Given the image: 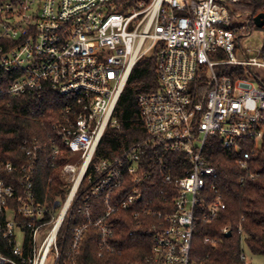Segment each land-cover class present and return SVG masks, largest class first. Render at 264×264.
Returning <instances> with one entry per match:
<instances>
[{
    "label": "built area",
    "instance_id": "obj_1",
    "mask_svg": "<svg viewBox=\"0 0 264 264\" xmlns=\"http://www.w3.org/2000/svg\"><path fill=\"white\" fill-rule=\"evenodd\" d=\"M243 1L0 0V98H41L47 89L58 95L52 155L66 149L71 156L52 165L68 187L65 197L53 198L36 186L44 145L27 141L20 167L0 160V264H80L91 228L101 250L110 249L112 215L142 199L143 153L151 149L184 154L187 171L164 178L177 190L174 211L164 214L152 202L138 210L158 217L144 232L153 246L146 262L198 264L192 243L199 222L210 224L226 209L207 141L241 151L240 141L264 138V81L255 72L264 70V32L261 46L246 43L245 50L256 16L244 12L248 22L240 23L233 8ZM155 52L159 89L139 97L147 137L96 162L106 131L119 128L116 108L134 69ZM251 155L238 161L242 184L262 175L252 171ZM128 178L131 192L115 200ZM220 242L205 238L214 248ZM241 259L252 264L245 246Z\"/></svg>",
    "mask_w": 264,
    "mask_h": 264
},
{
    "label": "trees",
    "instance_id": "obj_2",
    "mask_svg": "<svg viewBox=\"0 0 264 264\" xmlns=\"http://www.w3.org/2000/svg\"><path fill=\"white\" fill-rule=\"evenodd\" d=\"M17 1V0H14ZM238 9L249 12L253 17L264 12V0H244ZM252 28H256L252 25ZM157 53L141 59L134 69L131 80L124 90L115 120L119 128H109L96 153V162L114 159L120 153L131 148L147 137V128L142 118L139 97L159 89L157 76ZM232 75L231 72H228ZM63 101L49 89L44 96H26L9 99L0 98V160L11 162L16 167L27 163L25 143L37 141L45 146L37 169L36 186L43 192H51V197H65L67 185L62 181L60 172L52 167L53 163L69 161L71 156L66 149L63 155H52L51 137L54 136L53 124L60 118ZM35 112V113H34ZM237 148L225 149L218 138L207 141L204 150L211 166L218 168L220 177L215 181L218 192L224 198L226 209L212 223L199 222L194 239L192 259L198 264H247L241 259L243 247L252 255L264 258V138L260 142L243 140ZM245 152H251L252 171L262 175L255 181L240 183L245 173L238 161ZM162 160V163H161ZM184 154L164 152L162 150H144L142 172L152 173L140 183L143 196L129 209L119 208L112 215L114 238L111 248L102 251L99 238L91 228L82 244L80 264H147L152 253V240L144 232L158 217L138 211L143 204L151 203V208L168 214L174 211V199L177 196L175 184L164 182L171 174L176 180L186 174ZM19 173H17L18 175ZM124 187L115 191V200L126 198L133 185L126 180ZM118 198V199H116ZM93 203H102L93 201ZM139 213L135 217V213ZM232 231L230 238L222 233L223 228ZM242 228L245 235L240 233ZM132 231L136 234L133 235ZM206 237H219L221 242L214 248L205 243Z\"/></svg>",
    "mask_w": 264,
    "mask_h": 264
},
{
    "label": "rangeland",
    "instance_id": "obj_3",
    "mask_svg": "<svg viewBox=\"0 0 264 264\" xmlns=\"http://www.w3.org/2000/svg\"><path fill=\"white\" fill-rule=\"evenodd\" d=\"M233 9L235 10V12L237 14H241L242 15V19H241L242 21H240V23L241 24H244V25L247 24L248 20H247V17H245V15H244V11L238 9L237 6H235V5H234V8ZM263 32H264L263 29L255 28V30H254V36L250 40H244L242 42L245 50H247V44L246 43H250V44H253V45L254 44H257L258 46H261L262 45L261 44L262 43V40L261 39L263 38ZM235 55H236V57H237L238 60L244 59V56L239 51L236 52ZM256 71L261 75V78L264 81V70H261V69L256 68L255 69V72ZM258 84L259 83H257V85ZM246 254H247V257H248V259L250 260V262L252 264H264V258L262 256L261 257L254 256V255L251 254V252L248 249L246 250Z\"/></svg>",
    "mask_w": 264,
    "mask_h": 264
},
{
    "label": "water",
    "instance_id": "obj_4",
    "mask_svg": "<svg viewBox=\"0 0 264 264\" xmlns=\"http://www.w3.org/2000/svg\"><path fill=\"white\" fill-rule=\"evenodd\" d=\"M255 25L257 28L262 29L264 27V13H261L255 17ZM232 232H230L227 237L230 238Z\"/></svg>",
    "mask_w": 264,
    "mask_h": 264
}]
</instances>
